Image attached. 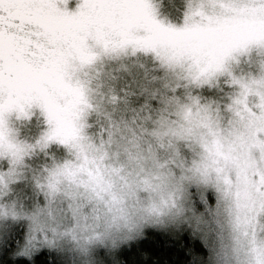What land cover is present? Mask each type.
Here are the masks:
<instances>
[{
	"label": "snow or ice",
	"instance_id": "snow-or-ice-1",
	"mask_svg": "<svg viewBox=\"0 0 264 264\" xmlns=\"http://www.w3.org/2000/svg\"><path fill=\"white\" fill-rule=\"evenodd\" d=\"M249 147L264 0H0V264H264Z\"/></svg>",
	"mask_w": 264,
	"mask_h": 264
},
{
	"label": "rangeland",
	"instance_id": "rangeland-1",
	"mask_svg": "<svg viewBox=\"0 0 264 264\" xmlns=\"http://www.w3.org/2000/svg\"><path fill=\"white\" fill-rule=\"evenodd\" d=\"M257 166L264 171V153H259L255 148L249 147L246 152L237 157L232 163L231 168L236 176L235 186L242 183L245 173L251 172L256 169ZM231 196H238L240 192H234L229 194Z\"/></svg>",
	"mask_w": 264,
	"mask_h": 264
}]
</instances>
